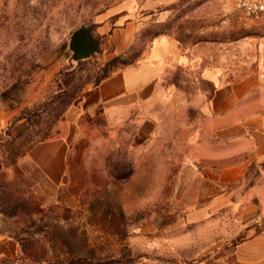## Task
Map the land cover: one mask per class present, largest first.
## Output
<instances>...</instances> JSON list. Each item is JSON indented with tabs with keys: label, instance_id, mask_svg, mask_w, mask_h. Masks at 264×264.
I'll use <instances>...</instances> for the list:
<instances>
[{
	"label": "rangeland",
	"instance_id": "rangeland-1",
	"mask_svg": "<svg viewBox=\"0 0 264 264\" xmlns=\"http://www.w3.org/2000/svg\"><path fill=\"white\" fill-rule=\"evenodd\" d=\"M113 21H136L123 49ZM80 28L96 44L83 55ZM158 35L172 41L158 78L165 123L137 140L134 126L95 107L96 86ZM255 69L264 17L230 0H0V264H233L245 233L232 218L188 221L199 170L185 164L201 99L216 80ZM60 138L56 179L29 153Z\"/></svg>",
	"mask_w": 264,
	"mask_h": 264
},
{
	"label": "crops",
	"instance_id": "crops-1",
	"mask_svg": "<svg viewBox=\"0 0 264 264\" xmlns=\"http://www.w3.org/2000/svg\"><path fill=\"white\" fill-rule=\"evenodd\" d=\"M112 25L111 40L117 49L125 48L133 40L136 21ZM171 52L170 37L158 35L136 62L96 86L95 107L115 122L134 126L137 140L164 128L158 78ZM201 100L199 131L191 136L188 145L194 149L185 164V169L199 170L189 183L199 189L191 188L184 198L198 204L189 206L186 218L205 227L232 218L245 233L232 247V263L264 264V69L242 79L216 80ZM67 144L66 138L43 141L31 149L30 158L45 174L62 178Z\"/></svg>",
	"mask_w": 264,
	"mask_h": 264
},
{
	"label": "built area",
	"instance_id": "built-area-1",
	"mask_svg": "<svg viewBox=\"0 0 264 264\" xmlns=\"http://www.w3.org/2000/svg\"><path fill=\"white\" fill-rule=\"evenodd\" d=\"M237 8L253 17L264 15V0H230Z\"/></svg>",
	"mask_w": 264,
	"mask_h": 264
},
{
	"label": "water",
	"instance_id": "water-1",
	"mask_svg": "<svg viewBox=\"0 0 264 264\" xmlns=\"http://www.w3.org/2000/svg\"><path fill=\"white\" fill-rule=\"evenodd\" d=\"M73 40L77 47V53L80 55L87 54L96 48V44L83 28L74 32Z\"/></svg>",
	"mask_w": 264,
	"mask_h": 264
}]
</instances>
